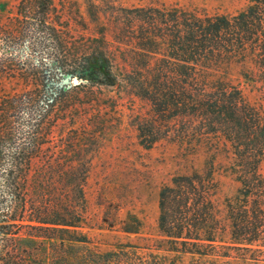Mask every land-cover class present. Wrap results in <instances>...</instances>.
<instances>
[{
	"label": "trees",
	"instance_id": "trees-1",
	"mask_svg": "<svg viewBox=\"0 0 264 264\" xmlns=\"http://www.w3.org/2000/svg\"><path fill=\"white\" fill-rule=\"evenodd\" d=\"M54 11L66 16L54 0H18L13 14L0 11V264H175L179 255L191 264H262L264 115L229 76L248 59L264 72V0L230 16L120 8L112 19L125 48L120 75L110 70L105 32L76 36ZM22 44L54 58L75 82L49 84L42 60L18 53ZM120 83L151 107L137 118L141 144L159 139L163 122L197 119L230 143L239 187L221 214L212 164L175 175L158 192L157 237L100 250L83 232L85 187L106 129L101 90ZM140 228L132 216L122 231Z\"/></svg>",
	"mask_w": 264,
	"mask_h": 264
},
{
	"label": "rangeland",
	"instance_id": "rangeland-1",
	"mask_svg": "<svg viewBox=\"0 0 264 264\" xmlns=\"http://www.w3.org/2000/svg\"><path fill=\"white\" fill-rule=\"evenodd\" d=\"M17 2L18 0H0V11L13 14ZM249 2L250 0H54L57 9L69 16V20L55 11L53 17L59 18L63 25L69 23L74 28V34L79 37H98L105 32L109 40L106 46L115 57L110 70L120 75L125 69L121 60L125 48L120 44L123 40L118 35L113 37L117 32L112 25V19L114 21L120 8L176 5L209 15L230 16L246 8ZM95 10H99V13L93 14ZM93 16L98 17L96 22ZM18 53L23 58L32 55L33 58L41 59L44 68L51 75L49 84L61 86L75 82L73 75H60L66 71L46 53L33 55L27 44H22ZM259 71L254 60L248 59L245 65L236 63L229 78L238 87L245 101L264 115V72ZM133 92L125 83L104 86L101 90V111L105 115L103 120H106V129L94 152L87 178L85 191L88 209L87 221L83 227L91 244L100 250L114 249L127 242L141 243L143 238H156L158 192L175 175L209 169L212 164L217 186L215 199L221 214L225 198L234 196L239 187L232 171L230 143L221 133L210 131V125H199L197 119L190 122L187 118L185 120L178 117L169 123L163 122L154 135L159 136V139L149 147L141 144L136 128L137 118H148L151 107ZM114 99L115 106L111 101ZM262 169L264 174V166ZM132 216L141 223L140 231L135 234L122 231V226ZM169 255L172 256L173 253ZM191 262L189 255H179L175 264Z\"/></svg>",
	"mask_w": 264,
	"mask_h": 264
}]
</instances>
